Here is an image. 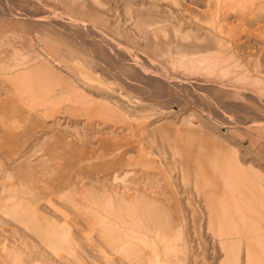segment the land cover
I'll return each mask as SVG.
<instances>
[{
    "label": "rangeland",
    "instance_id": "rangeland-1",
    "mask_svg": "<svg viewBox=\"0 0 264 264\" xmlns=\"http://www.w3.org/2000/svg\"><path fill=\"white\" fill-rule=\"evenodd\" d=\"M188 135L259 185L247 239ZM145 263L264 264V0H0V264Z\"/></svg>",
    "mask_w": 264,
    "mask_h": 264
},
{
    "label": "bare ground",
    "instance_id": "bare-ground-1",
    "mask_svg": "<svg viewBox=\"0 0 264 264\" xmlns=\"http://www.w3.org/2000/svg\"><path fill=\"white\" fill-rule=\"evenodd\" d=\"M187 137V141H184L188 145L187 155L183 159L188 167L190 160V168L193 167L196 171L194 184L207 196V203L212 207V218L210 219L212 227L220 235L227 234L226 231L232 230L233 233L236 231L240 237L247 239V236H242L240 232L247 230L249 215L254 214L256 210L259 212L262 207L263 196L259 185L251 180L249 174L238 170L235 165H226L220 156L221 151L217 149L218 146L205 143L196 145L194 141L189 139V135ZM228 209L231 211L234 209L232 213H235V216L238 215V218H235L236 220L239 219L237 222L240 226L237 223H230L232 226L226 225L228 223L226 220V216L229 215ZM142 231L144 232L143 229ZM141 237L146 236L142 234Z\"/></svg>",
    "mask_w": 264,
    "mask_h": 264
}]
</instances>
